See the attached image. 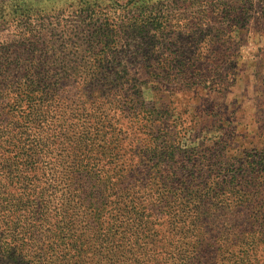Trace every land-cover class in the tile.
I'll return each mask as SVG.
<instances>
[{"label": "rangeland", "instance_id": "rangeland-1", "mask_svg": "<svg viewBox=\"0 0 264 264\" xmlns=\"http://www.w3.org/2000/svg\"><path fill=\"white\" fill-rule=\"evenodd\" d=\"M0 241V264H264V0H0Z\"/></svg>", "mask_w": 264, "mask_h": 264}, {"label": "trees", "instance_id": "trees-1", "mask_svg": "<svg viewBox=\"0 0 264 264\" xmlns=\"http://www.w3.org/2000/svg\"><path fill=\"white\" fill-rule=\"evenodd\" d=\"M107 75V74H106ZM62 79V77H59L57 79V82L56 84L58 83V81ZM85 83H88V82H91V81H95V83H99V82H102L101 83V86L104 87L106 85H108V81L110 80L109 77H101L99 79V77H94V76H88L87 79H83ZM112 82V81H111ZM97 83V84H98ZM122 85L119 87L120 89L116 92L120 93L122 92L121 90H123V82L121 83ZM88 86H91V85H88ZM132 86V85H131ZM29 86H27V89H26V93H25V96H27V94L29 93ZM116 92H114L113 94H116ZM121 96H123L121 93H120ZM24 96V97H25ZM120 96V97H121ZM115 100V101H114ZM112 99V101H109L108 103V107H106L109 112H110V116L108 118H113L115 119L116 118V108H117V101L116 99ZM47 107H50L47 106ZM16 110V108H14ZM24 112L21 113L20 115L22 116V118H26L25 121H23V123L21 122V136L23 134H25L26 132H34L35 130L34 129H38L40 125H43L44 123H46V112L48 111V108L46 109H40L39 108V105L37 104H34L29 106L27 105L25 108H24ZM135 108H134V104L132 103L131 106L128 107V111L131 113V111H134ZM93 114H90V115H94L93 117H91L93 120V123L95 125H100V121L103 119L104 117V114L102 112V105L101 104H98L94 110H93ZM108 112V113H109ZM90 115H88L86 118H88ZM139 113L137 114H132V116L136 117L138 116ZM90 118V119H91ZM89 119V118H88ZM87 121V120H86ZM81 125H85V122H82ZM109 126V125H108ZM107 126V128H108ZM84 135H82L80 138H79V141H81V143L84 141L85 143H89L90 140H92L91 138V135L89 132L86 131V133H82ZM34 147L32 148H29L27 147L28 149L30 150H35L36 148V145H33ZM99 148L102 149V146H99ZM113 157V156H111ZM10 165H17V163H15V161L11 162ZM183 206V205H182ZM241 207V206H239ZM193 207H186V206H183V207H179L177 209V214H176V218L179 217V215H183L185 217H188L189 215V212L191 211ZM175 218V219H176ZM197 223L198 222H193L191 223V227H189V232L191 233H196L197 232ZM8 245V243H5L4 241H0V252H2L4 254V247ZM29 252V251H28ZM16 252L15 251H9V252H6V257H7V264H15V262L17 264H54L55 261V254L53 253H48V252H43L41 254L37 253V254H27V253H23V252H20V253H17L15 254ZM27 258H30V260H28Z\"/></svg>", "mask_w": 264, "mask_h": 264}]
</instances>
